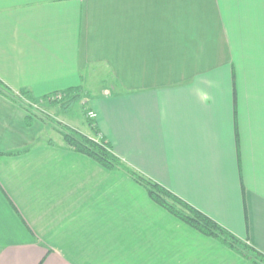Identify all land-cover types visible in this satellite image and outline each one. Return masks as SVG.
<instances>
[{
  "label": "crops",
  "instance_id": "obj_1",
  "mask_svg": "<svg viewBox=\"0 0 264 264\" xmlns=\"http://www.w3.org/2000/svg\"><path fill=\"white\" fill-rule=\"evenodd\" d=\"M0 82V264H251L42 142L25 96L72 88L98 132L64 125L264 255V0H0Z\"/></svg>",
  "mask_w": 264,
  "mask_h": 264
},
{
  "label": "trees",
  "instance_id": "obj_2",
  "mask_svg": "<svg viewBox=\"0 0 264 264\" xmlns=\"http://www.w3.org/2000/svg\"><path fill=\"white\" fill-rule=\"evenodd\" d=\"M0 89H6L0 82ZM58 94V93H56ZM56 94L43 98V101H49L52 104H56L50 101V98ZM25 98L30 103L29 109H32V105L38 104V102L33 101L32 98ZM89 98L83 92L82 88H72L63 93V102L60 104L62 107L70 108L75 104L84 102L85 109L83 114L86 115L89 112L88 105L86 101ZM56 102V101H55ZM91 128L95 133L96 126L94 120H90ZM64 141L73 149L75 152L83 154L102 167L108 170H122L143 186L150 198L160 207L169 212L173 217L186 224L195 231L203 234L206 237L218 240L220 243L225 245L230 250L234 251L242 258L246 259L251 264H264V255L258 251L249 247L246 243L239 240L237 237L229 233L227 230L218 225L213 219L197 210L190 204L186 203L175 194L170 192L165 187L160 184L143 177L135 170L126 166L121 160L118 159L113 153L110 145L105 143L102 139H97L95 137L89 138L79 132L75 134L63 133Z\"/></svg>",
  "mask_w": 264,
  "mask_h": 264
},
{
  "label": "rangeland",
  "instance_id": "obj_3",
  "mask_svg": "<svg viewBox=\"0 0 264 264\" xmlns=\"http://www.w3.org/2000/svg\"><path fill=\"white\" fill-rule=\"evenodd\" d=\"M63 102V98L59 101H56L54 103H56L58 106ZM60 103V104H59ZM84 102H80V104H76L71 110L70 113L66 116H60L57 117L56 114L52 111V109L48 106H52V105H56V104H52L49 101H42L39 102L37 105L38 107H40V111L35 110V108L30 109L31 113L33 114L34 117L36 118H42L44 120H46V125L48 128H46L43 132V135L41 136L42 142H47L48 140H52L54 142H62L63 141V136L61 135V133H70V134H75L77 132V129H79V131H86L88 134H93L92 130L90 128L89 125V121L91 119L88 118V114L83 115L81 107L83 110L85 109V104H83ZM61 106V105H60ZM56 107V106H55ZM54 108V107H53ZM66 119V121L64 120V118ZM62 122V123H61ZM65 124H70L73 128H77V129H69ZM61 132V133H60ZM90 138V137H89ZM246 260V259H245ZM247 261V260H246ZM248 262V261H247Z\"/></svg>",
  "mask_w": 264,
  "mask_h": 264
},
{
  "label": "built area",
  "instance_id": "obj_4",
  "mask_svg": "<svg viewBox=\"0 0 264 264\" xmlns=\"http://www.w3.org/2000/svg\"><path fill=\"white\" fill-rule=\"evenodd\" d=\"M62 98H63V95L61 93H58L55 96L51 97L50 101L55 102V101L61 100ZM33 107L35 108V110L40 111V109H39L40 107H38L37 105L34 104V105H32V108ZM87 114H88V118L91 120H94L96 118V115L91 111H89Z\"/></svg>",
  "mask_w": 264,
  "mask_h": 264
},
{
  "label": "snow or ice",
  "instance_id": "obj_5",
  "mask_svg": "<svg viewBox=\"0 0 264 264\" xmlns=\"http://www.w3.org/2000/svg\"><path fill=\"white\" fill-rule=\"evenodd\" d=\"M6 264H14V262H6ZM20 264H32V262H29V261H21Z\"/></svg>",
  "mask_w": 264,
  "mask_h": 264
}]
</instances>
